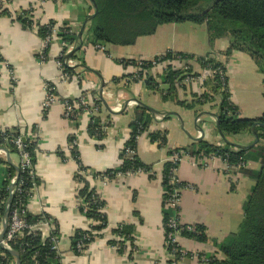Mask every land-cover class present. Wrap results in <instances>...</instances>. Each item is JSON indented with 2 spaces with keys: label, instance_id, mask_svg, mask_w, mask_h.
Returning <instances> with one entry per match:
<instances>
[{
  "label": "crops",
  "instance_id": "1",
  "mask_svg": "<svg viewBox=\"0 0 264 264\" xmlns=\"http://www.w3.org/2000/svg\"><path fill=\"white\" fill-rule=\"evenodd\" d=\"M6 1L9 13L31 11L32 20L41 25L51 20L69 21L75 34L93 13L88 10V0ZM174 25L160 26L152 36L140 37L130 47L108 45L104 50H98L89 44L83 45L77 55L84 65L81 66L78 61V66L74 68L76 77L64 80L57 59L65 44L53 42L45 62H40L37 54L41 50L42 39L38 28L34 24L25 26L18 18L0 14V129L17 131L28 139H34L33 134L36 135L34 171L39 185L27 203V213L32 218L48 216L38 221H51L46 230L48 236L57 230L56 252L60 264H169L163 220V169L173 150H190L193 143L200 140L223 145L215 125L219 96H214L213 102L195 110H186L176 100H163L161 94L147 92L146 77L133 82L130 76L134 75L135 68L124 66L121 62L151 61L167 52L195 58L213 53L215 60L220 61L226 58L219 52L229 45L228 39H221L209 46L208 37L207 44L206 40L198 43L195 37L189 38L175 31ZM87 27L88 24L85 31ZM223 63L230 100L237 107L239 117L259 118L264 112V86L257 66L248 54L239 51H234ZM166 65L154 68L148 74L160 90L166 89L161 83ZM171 67L180 70L190 67L202 80L187 86L185 91L178 90L179 101L190 102L193 95L204 91L203 83L212 78L209 70L202 69L193 60L171 63ZM81 74L83 79L80 80L78 77ZM125 76L128 77L123 78ZM114 79L121 81L114 84ZM47 84L52 85L58 102L43 115L42 103ZM251 88L255 91L253 95ZM85 92L93 99L98 97L102 103L103 135L100 139L90 137L86 132L90 120L88 114H81L75 122L63 117V104L76 102ZM130 101L136 105H127ZM117 103L121 104L118 112L115 109ZM138 103L157 112L152 114L153 121L137 143V157L141 164L151 168L150 173L116 178L106 185L87 177L91 187L104 201L108 226L101 238L95 239L82 254L76 255L71 249L73 233L77 229L86 230L91 221L78 211L80 183L74 178L78 166L71 154V139L76 140L81 164L91 173L120 168L122 150L130 135L132 110ZM154 134L165 137L164 146L151 141ZM233 139L230 143L248 146L253 136L245 133ZM57 151L63 155H58ZM8 154L10 165L6 157H0L6 162L0 164V191L11 176L9 167L16 172L20 163L16 154ZM245 168L257 170L259 164L247 162ZM176 177L181 183L194 188L181 192L180 223L203 227L207 238L206 242L200 243L180 237L179 247L191 256L182 258L178 264H209L203 261L204 257L220 260L216 243L237 230L243 217V206L254 185L253 180L240 171L228 170L220 159L202 168L192 158H184L176 170ZM121 225L133 237L135 250L132 252L129 243L127 252L123 254L109 245V241H116L111 231ZM197 255L203 258L199 259Z\"/></svg>",
  "mask_w": 264,
  "mask_h": 264
},
{
  "label": "trees",
  "instance_id": "2",
  "mask_svg": "<svg viewBox=\"0 0 264 264\" xmlns=\"http://www.w3.org/2000/svg\"><path fill=\"white\" fill-rule=\"evenodd\" d=\"M94 2L97 6V14L87 23L89 27H93L91 38L85 39L83 37L82 46L89 44L93 47H106L108 45L130 47L136 43L138 38L152 36L160 26L185 22L204 25L210 46L217 40L228 39V48L223 53L226 59L234 51L246 53L251 57L258 71L263 76L264 86V0H94ZM88 10L93 11L91 4ZM20 13L26 19L18 17V20L25 26H31L33 23L38 28V35L42 40L47 36L48 30L54 27L57 38L65 44L63 53L66 52L68 46H72L71 51H73L79 45L77 34L71 32L69 21L57 22L51 20L41 25L32 20L31 11H23ZM0 14L7 15L5 11ZM49 48H47L46 54L49 52ZM79 51L71 57H68L69 54L65 55L60 60L70 59L79 61L81 66H83L84 62L77 55ZM177 57L181 62L193 60L202 69L212 72V78L203 83L204 91L200 95H193L190 102L179 101L177 92L178 90L185 91L182 82L186 77H197V75L192 72L190 67L185 70L171 67V62L176 60ZM154 60L167 64L161 77V83L165 85L166 89L160 90L153 78L150 75H146L145 86L147 92L159 93L162 95L163 100H176V103L186 110H195L199 106L213 102L214 96H219L217 116L219 135L224 137L225 140L226 138L229 139V137H235L245 133L252 136L251 128L255 124L261 125V127H256L259 142L256 146L249 149L240 150L224 142L223 145L217 146L200 140L193 143V148L191 147L190 150H179H183L192 156H198L199 154L206 156L213 155L224 160L229 166H240L247 162H257L259 164L257 170L240 167V172L253 180L254 185L248 200L243 206V217L237 230L228 235L222 242L216 243L221 259L208 258V261L209 264H264V112L257 119H242L239 117L237 107L230 100L228 79L224 76L226 72L225 66L218 63L215 58H211L209 55L203 58H195L192 55L167 52L156 57ZM0 62H2L1 55ZM121 63L124 66L137 65L135 61H122ZM151 68L150 62H145L140 67L141 71L150 70ZM63 71L70 76L74 74V68L67 66H63ZM220 73L223 74L222 77ZM137 74L142 73L139 72ZM126 77L128 76L123 78ZM130 77L133 78V75ZM120 81L121 79H114L112 83L117 84ZM132 81L136 82L137 80ZM93 104L100 109L97 116L90 118L86 132L90 137L100 139L103 135V124L100 117L102 103L97 97L93 99ZM152 121L153 115L144 106L139 104L134 107L132 110L130 135L122 150L123 163L120 168L115 170L104 173H91L81 164L77 146L73 145L71 154L78 166L74 178L80 183L77 198L83 201L78 206V211L92 223H99L98 225H93L90 231L81 229L74 231L71 238V249L76 255L80 254L76 249V245L80 240L85 236H89V240L85 244L93 242L95 239L102 237L103 230L108 226L107 217L104 213V201L91 187L85 174H90L93 180L103 176L109 180H113L117 173L138 170L144 174L150 173L151 168L141 164L137 155L132 160H128L125 158L124 152L128 147L137 149V144L134 140L135 137L139 133L144 134ZM4 131L5 143L0 142V146L3 144L2 147L7 149L9 153L16 154L12 140L21 137L24 149L31 157L34 173L37 139L22 137L17 131L6 129ZM151 141L158 142L159 146H164L166 140L165 137L154 134L151 135ZM74 142L76 140L71 139V145ZM174 151L177 150L170 152V156ZM57 153L58 155H63L61 151H57ZM3 163L6 164L0 158V164ZM177 167V164L170 161L166 162L164 166L162 174L163 202L170 197L176 189V186H178L172 185L169 182L172 171ZM9 170L11 175L18 176V182L23 183L22 190L29 192L31 190V183L27 172L22 173L21 170L19 171V167L16 172L13 167H9ZM35 183L37 186L39 185L36 177ZM9 189L10 184L7 181L0 191V200L7 198ZM14 202L15 198H12L11 209ZM3 212L4 210L1 209L0 217L3 216ZM171 215L170 210L165 209L163 211L165 237L169 232L167 225ZM40 218L43 220L47 219L48 216L43 215V217L32 218L27 215V221L31 224ZM194 229V233L184 230L180 233V236L200 243L206 242L207 238L204 234V228L195 226ZM91 231L95 232V234L92 235ZM111 233L127 241L130 245L131 252L135 250L133 237H131L123 225L116 227ZM56 236L57 230L44 241H41L40 235L38 234L36 238L24 236L21 240L11 243L10 246L13 251L19 254L20 264H60L59 255L55 250H52L53 244L49 240L51 237L56 238ZM21 245H23L22 248L20 247ZM109 245L117 247L119 253H124L125 246L122 241H109ZM131 252L129 253V258H131ZM1 259H5L6 262L13 261V257L2 247H0Z\"/></svg>",
  "mask_w": 264,
  "mask_h": 264
},
{
  "label": "built area",
  "instance_id": "3",
  "mask_svg": "<svg viewBox=\"0 0 264 264\" xmlns=\"http://www.w3.org/2000/svg\"><path fill=\"white\" fill-rule=\"evenodd\" d=\"M7 4L8 3L6 0H0V13L5 11L7 13V16L12 17L13 19H17L18 17H21L22 19H26V17H24V15L21 13H18V14L9 13L6 10V8L8 6ZM29 21H30V19H29ZM31 25L33 26V23ZM71 32H73L72 28H71ZM53 42H59L62 45H64V43L61 42L57 38L56 29L54 27H51L48 30L47 36L42 40L41 50L37 54V59L40 62H45V60L47 58L46 50H47V48H49V46ZM96 48L98 50H104V47L99 46ZM71 50H72V47H69L65 53L61 52L58 59H57V65L59 67L61 77L64 80H69L71 78L76 77V76H74V74H72L71 76L68 74H65L63 71V66H67L69 68H75L76 66H78V62L75 60H70V59H64L62 61L60 60L63 56L68 55L71 52ZM154 59L151 61H136L137 65L133 66L135 68V73H134L133 78L131 80L140 81L146 75H148L152 69L157 68V67L165 64V63H161L160 61H156ZM145 62H150L152 68L150 70L141 71L140 67ZM177 62H181V60L178 57L176 60L172 61L171 63H177ZM139 72L142 74H137ZM220 75H221V77L223 76L222 73H220ZM79 76L80 77H78V78L80 80L83 79L82 74ZM201 81L202 80L200 77H186V79L182 82V85H184V87L186 89L187 86L194 84V83L201 82ZM101 95L103 96L104 92H101ZM108 96H110V94H108ZM57 102H58V98L56 97V95L54 93L52 85L47 84L45 86L44 100L42 103L43 115L46 114L48 112V110ZM127 105L134 106V105H136V103L130 101ZM63 107H64L63 108L64 109L63 110V117L66 120L72 121V122L78 121L79 118L81 117V114H83V113L88 114L90 116V118L95 117L98 115L99 109H100L99 107H97L93 104V98L90 95H88L86 92L83 93L76 102H65L63 104ZM115 109L117 112L120 111L121 110V104L117 103V106ZM198 122H199V120H198ZM141 136H142V133H139L135 137L134 140H135L136 144L138 143ZM33 138L34 139L36 138L35 134H33ZM5 139H6L5 138V131L3 129H0V142L5 143L4 142ZM12 144L15 147L16 155L19 157V161H20V163L18 165L19 171L21 170L22 173L25 171L27 172V174L29 176L30 183H31V190L29 192H25L24 190H22L23 183L18 182V180H19L18 176L11 175L9 177V184L13 185V189H11V190L9 189L8 196L6 199L0 200V210L1 209L5 210L8 207L6 204L7 199L9 197H11V201H12V198H15V202H14L12 209H11V206H12L11 203H10V206L8 209L7 229H6V232L4 235V239L2 241V245H3V248L5 250H12L10 244L13 242H17V241L21 240L24 236L36 238L37 234H38V235H40L41 241L48 239L49 236L46 233V230L51 226V224H50L51 221L49 219L45 220V221H36L33 224H31L27 221V215H28L27 203H28L29 199L31 198L33 192L37 189V185L35 183L36 175H35V171L33 173L32 164H31V157L25 151L21 137H17L15 139H13ZM1 145L3 146V144H1ZM73 145H76V142H74V144L70 145V149H73ZM2 146H0V157H6L8 150L3 148ZM124 153H125L126 159L132 160L137 155V149L135 150V148H129L128 147L125 149ZM184 158H192V160H194L196 162V164L201 166L202 168H207V167L211 166L212 163L216 159H220V158H217L213 155L206 156L203 154H199L198 156H192L183 150H177V151L173 152V154L169 158V161L174 163V164H177L179 166V164L182 162V160ZM220 160L223 161V163H225L228 170L229 169H235L236 171H240V167L245 168V166H246V163L241 164L240 166H229L224 160H222V159H220ZM177 168L172 171L171 177L169 178V182L172 185H178V186H176V189L170 195V197L166 201H164L165 209L170 210L172 213L170 219L168 220V225H167L169 232L166 234V237H165V248L167 251V256L169 257V264H178V261L181 260L182 258L191 256V254L184 253V251L181 250V248L179 247V244H178V239L181 237L180 233L184 230H187V231H190L193 233L195 232V229H194L195 226L194 225L180 223L179 211H180L181 192L184 190H190V189H194V188L189 184L181 183L177 179V177H176ZM142 173L143 172L139 171V170L138 171H128L126 173H117L115 175L114 179H116V178H120V179L130 178L133 176L140 175ZM85 177L86 178L91 177V175L85 174ZM96 180L100 181L103 185H106L107 183L112 181V180H109L107 177H104V176L99 178V179H96ZM82 203H83V201L81 199H78L77 206H80ZM1 222H2V217H0V231H1ZM98 224L99 223H92L91 222L85 231H90V229L93 225H98ZM91 233H92V235L95 234V232H93V231H91ZM115 239H116V241L122 240V238H120L118 236H115ZM49 240L53 244L52 250L56 251L57 238L51 237ZM88 240H89V236H85L82 240H80L77 243L76 249L79 251L80 254H82L88 248V246L92 243V242H90L88 244H85V242H87ZM122 242L124 243V246H125L124 247V253H125V252H127L128 242L125 240H123ZM20 247L22 248L23 245H21ZM116 249H117V247H116ZM197 257L199 259L203 258L201 255H197ZM203 261L209 263L208 259H206L205 257L203 258ZM0 264H15V259L13 258V261H10V262H6L5 259H1Z\"/></svg>",
  "mask_w": 264,
  "mask_h": 264
},
{
  "label": "water",
  "instance_id": "4",
  "mask_svg": "<svg viewBox=\"0 0 264 264\" xmlns=\"http://www.w3.org/2000/svg\"><path fill=\"white\" fill-rule=\"evenodd\" d=\"M89 3L91 4L92 8H93V13L91 15H89L87 17V19H85L78 31V34H77V40L79 41V45L73 50L71 51V53H69L68 57H71L74 53H76L77 51H79V49L81 48L82 46V35L85 31V27H86V24L91 21L95 15L97 14V6L94 2V0H88ZM211 58H213L212 56H210ZM103 90V86H101L100 88V93L101 91ZM139 104V103H138ZM142 106H144L151 114L155 115L157 114V112L143 104H141ZM215 125H216V129L219 133V124H218V118L215 117ZM256 127H261L260 124H255L252 128H251V133H252V136H253V141L250 145L248 146H241V145H237V144H234V143H230V142H227L225 140L224 137L220 136L222 141L224 143H227V144H230L232 147L234 148H238L240 150H244V149H249V148H252L254 146H256L259 142V137H258V134L256 132ZM6 162L8 165H10V159H9V154L7 153L6 154ZM16 171H18V168H16ZM13 189V185H10V190ZM10 203H11V197H9L6 201V204H7V208L4 210L3 212V216H2V222H1V231H0V247L3 248V245H2V241L4 239V235H5V232H6V229H7V221H8V209H9V206H10ZM4 249V248H3ZM5 250V249H4ZM10 256H12L14 259H15V264H20V256L19 254L16 252V251H13V250H5Z\"/></svg>",
  "mask_w": 264,
  "mask_h": 264
},
{
  "label": "rangeland",
  "instance_id": "5",
  "mask_svg": "<svg viewBox=\"0 0 264 264\" xmlns=\"http://www.w3.org/2000/svg\"><path fill=\"white\" fill-rule=\"evenodd\" d=\"M86 1V0H85ZM173 29L175 31H178L181 35H186L187 37L191 38V36L195 37L197 40H198V43H203L204 40H206V44H207V32H206V29H205V26L204 25H197V24H193V23H189V22H185V23H181V24H176L174 26H172ZM92 28L93 27H87L85 33H84V38L85 39H89L91 38V34H92ZM193 39V38H192ZM194 41V40H193ZM210 46V45H209ZM227 49H225L224 51L222 52H219L220 55L223 56V53L226 52ZM210 56H212L213 58L214 57V54L211 53ZM224 57V56H223ZM225 58V57H224ZM222 59V58H221ZM229 59V57L227 59H225L226 61ZM224 59L220 60V61H217L218 63H221L225 66V63H223L225 61ZM259 72V71H258ZM259 74H261L259 72ZM262 75V74H261ZM225 76V74H224ZM252 90V95L254 94V88H251ZM257 94V92H256ZM262 96V94L259 96V98ZM229 139L231 140H228V138H226L227 141L229 142H232L234 139L233 137H229Z\"/></svg>",
  "mask_w": 264,
  "mask_h": 264
}]
</instances>
